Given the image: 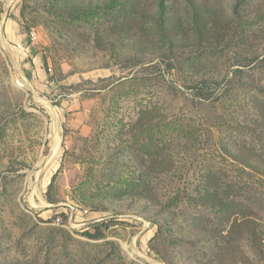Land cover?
<instances>
[{
  "label": "rangeland",
  "instance_id": "1",
  "mask_svg": "<svg viewBox=\"0 0 264 264\" xmlns=\"http://www.w3.org/2000/svg\"><path fill=\"white\" fill-rule=\"evenodd\" d=\"M162 2L0 0V264H264V0Z\"/></svg>",
  "mask_w": 264,
  "mask_h": 264
},
{
  "label": "built area",
  "instance_id": "2",
  "mask_svg": "<svg viewBox=\"0 0 264 264\" xmlns=\"http://www.w3.org/2000/svg\"><path fill=\"white\" fill-rule=\"evenodd\" d=\"M30 36H31V41H32V42H36V41L38 40V37H37L36 34L32 33ZM19 48H21V45H19ZM86 213H88V212H86ZM62 222H63V221L61 220L60 217L56 219V223H57V224L60 225V224H62Z\"/></svg>",
  "mask_w": 264,
  "mask_h": 264
},
{
  "label": "trees",
  "instance_id": "3",
  "mask_svg": "<svg viewBox=\"0 0 264 264\" xmlns=\"http://www.w3.org/2000/svg\"><path fill=\"white\" fill-rule=\"evenodd\" d=\"M164 2H165V0H164ZM164 2H162L161 3V9H162V11L164 10L165 11V3ZM164 22L166 23V20H165V18H164V21H163V24H164ZM163 29H164V26H163Z\"/></svg>",
  "mask_w": 264,
  "mask_h": 264
}]
</instances>
